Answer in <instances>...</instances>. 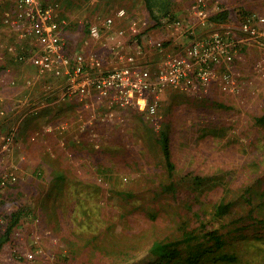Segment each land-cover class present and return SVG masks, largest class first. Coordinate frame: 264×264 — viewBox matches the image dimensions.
I'll use <instances>...</instances> for the list:
<instances>
[{"label": "rangeland", "instance_id": "obj_1", "mask_svg": "<svg viewBox=\"0 0 264 264\" xmlns=\"http://www.w3.org/2000/svg\"><path fill=\"white\" fill-rule=\"evenodd\" d=\"M42 3L56 5L57 18L68 22L70 55L95 47L104 55V38L84 48L88 27L119 9L130 24L149 22L127 44L159 33L169 46L159 53L153 47L159 57L194 38L173 22L194 24L200 38L236 35L247 18L264 16V0H211L206 24L196 26L194 0H149L159 23L151 28L145 0ZM221 10L225 21L209 20ZM15 15L14 1L0 0V238L11 214L19 215L0 264H134L153 244L185 238L169 245L175 256L153 264H264V126L257 122L264 113V35L238 48L233 91L169 90L151 116L63 97L59 80L31 61L39 49L11 23ZM220 204L228 209L217 215ZM213 230L220 248H211ZM225 254L236 261L215 260Z\"/></svg>", "mask_w": 264, "mask_h": 264}, {"label": "built area", "instance_id": "obj_2", "mask_svg": "<svg viewBox=\"0 0 264 264\" xmlns=\"http://www.w3.org/2000/svg\"><path fill=\"white\" fill-rule=\"evenodd\" d=\"M13 1L16 15L11 23L17 22L26 29L30 42L39 49L37 58L32 57L31 61L39 66L41 73L50 71L59 80L63 97L151 116L156 114L160 95L169 90L206 91L214 85L221 91H233L235 80L231 69L238 48L257 42L264 35V16L247 18L239 25L236 35L207 33L200 38L194 35L191 25L176 21L171 26L175 30L189 31L193 40L181 52L167 53L145 65L136 41H133L136 51L132 52L125 51L126 47L116 39L124 34L113 32L116 19H124L126 15L119 9L113 15L91 22L88 27L90 39H105V56L83 52L70 55L61 35L68 22L57 18L56 5L44 6L42 0ZM194 2L192 18L196 26H204L211 14L208 9L211 0ZM132 27L128 31L133 32L134 37L138 33ZM152 46L158 53L164 49L162 40L153 41Z\"/></svg>", "mask_w": 264, "mask_h": 264}, {"label": "trees", "instance_id": "obj_3", "mask_svg": "<svg viewBox=\"0 0 264 264\" xmlns=\"http://www.w3.org/2000/svg\"><path fill=\"white\" fill-rule=\"evenodd\" d=\"M145 4H146V7L149 11V14L153 18L154 16L152 14V10H151V6L149 4V0H145ZM227 17H228L227 10H221V11L211 15L209 17V20L212 22L221 23V22L225 21L227 19ZM153 19L155 20V18H153ZM158 24L159 23L157 22V20H155V24L152 25L151 28L157 27ZM141 33L142 32L138 33L135 36V38H139ZM257 122L260 125L264 126V113L257 118ZM161 140H162L161 147H162L164 161H165V164L170 168L171 164H170V154H169L168 143H167V140L165 138H163ZM227 209H228V204H220L216 208L215 213L217 215H222L227 211ZM18 221H19V215L16 212L11 214L9 226L7 227L4 235L0 238V249H1L2 245L8 240V236L10 235L11 231L16 226ZM207 236H208L209 240L212 241L211 248H220L222 246L221 237L217 234L216 231L213 230V231L208 232ZM187 239L188 238H185L186 242H187ZM185 240H179V241H176L173 243H169V242L155 243L151 246V248H149L147 255L141 257L140 261H138L134 264H153L155 260L175 256L177 253L176 249L175 248H169V245L171 247L177 246V245L181 244L182 241H185ZM209 250H211V249H209ZM215 260L216 261H222V262H234V261H236V256L225 254V255L217 256L215 258ZM125 264H129V263H125Z\"/></svg>", "mask_w": 264, "mask_h": 264}, {"label": "crops", "instance_id": "obj_4", "mask_svg": "<svg viewBox=\"0 0 264 264\" xmlns=\"http://www.w3.org/2000/svg\"><path fill=\"white\" fill-rule=\"evenodd\" d=\"M209 4H211V3H209ZM208 9H209V7H208ZM210 11L211 10L209 9V12ZM140 21H143V23L134 22V23L130 24L129 22H126L125 19H118V20L116 19L115 26L113 28V32L114 33H117L119 31L124 32L123 35L116 36V39L118 40L119 43H121L122 45H124V47H126L125 51H127L128 49H130L132 52L136 51V49H131V48L135 47L134 44H127V42H126L133 35V32L128 31L129 28H131V26H133L132 28L135 29L134 32L140 33V32H142L144 30V28H146L149 25V22H147L146 20H140ZM128 23H129V25H128ZM191 26H192V29H193L194 28V24L191 25ZM166 29H168V27H166ZM166 32H168V33H166L167 35L165 37L168 38L169 37V31H166ZM61 35H62L63 40L68 42L69 45L67 44V49L69 50V48L71 46H73V41L70 42V40H73L72 37H70V34H67V31H65V30H63ZM160 39H161V34H159V33H155V34L147 33V34L142 35L141 36V40H140V49L142 48L141 49L142 53H141L140 57L142 59H144V60L152 59V60L156 61L157 59H160V57L158 55L156 56V54L151 52L152 50L155 51L153 46H152V42L153 41H158ZM90 40L91 39L89 37V39H87L85 41L84 48H87L86 45H88V44L92 45L93 47L97 46L96 44L92 43L93 42L92 40L91 41ZM145 49L149 50L148 53H146ZM87 50H88V48L86 50H84L85 53L99 54L100 52H103L102 48H100V47L93 48L94 51H89L88 50L89 52H86ZM163 50H169V46L164 48ZM105 53H106V51L104 50V56L106 55ZM151 54H154L153 57L151 56ZM59 86L61 87L60 84H59ZM60 97H61V95H60Z\"/></svg>", "mask_w": 264, "mask_h": 264}]
</instances>
